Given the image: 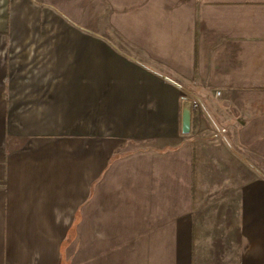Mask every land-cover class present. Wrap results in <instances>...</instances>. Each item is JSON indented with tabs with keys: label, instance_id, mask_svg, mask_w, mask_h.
<instances>
[{
	"label": "crops",
	"instance_id": "crops-1",
	"mask_svg": "<svg viewBox=\"0 0 264 264\" xmlns=\"http://www.w3.org/2000/svg\"><path fill=\"white\" fill-rule=\"evenodd\" d=\"M0 264H264V0H0Z\"/></svg>",
	"mask_w": 264,
	"mask_h": 264
},
{
	"label": "water",
	"instance_id": "water-1",
	"mask_svg": "<svg viewBox=\"0 0 264 264\" xmlns=\"http://www.w3.org/2000/svg\"><path fill=\"white\" fill-rule=\"evenodd\" d=\"M177 86L179 84L176 81L170 80ZM192 101L189 99H184L182 102V116H181V131L183 134H189L191 131V123H192Z\"/></svg>",
	"mask_w": 264,
	"mask_h": 264
},
{
	"label": "built area",
	"instance_id": "built-area-1",
	"mask_svg": "<svg viewBox=\"0 0 264 264\" xmlns=\"http://www.w3.org/2000/svg\"><path fill=\"white\" fill-rule=\"evenodd\" d=\"M199 107H200V104H199L198 101H192V108H193V110H197V109H199ZM224 132H225V130L222 129L220 132H215V133L213 134V136H214V138H218L219 135H220V134H223Z\"/></svg>",
	"mask_w": 264,
	"mask_h": 264
},
{
	"label": "rangeland",
	"instance_id": "rangeland-1",
	"mask_svg": "<svg viewBox=\"0 0 264 264\" xmlns=\"http://www.w3.org/2000/svg\"><path fill=\"white\" fill-rule=\"evenodd\" d=\"M219 144H221V143H219ZM252 161V160H251ZM198 162H199V160H198ZM235 165H236V163H233V166H234V168H235ZM225 173V172H224ZM212 176H213V178H214V174H212ZM217 177H218V179H220V175H217ZM240 177V175L238 176V177H231V178H236V179H238ZM247 177H249V178H251L252 177V175H249V176H244V179L245 178H247ZM231 178H226L227 180H230ZM249 178H247V179H249ZM228 182H230V181H228Z\"/></svg>",
	"mask_w": 264,
	"mask_h": 264
}]
</instances>
